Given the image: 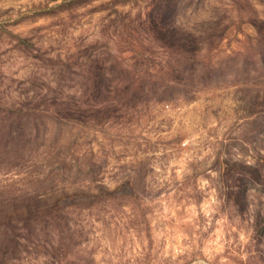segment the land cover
I'll return each instance as SVG.
<instances>
[{"label":"rangeland","instance_id":"obj_1","mask_svg":"<svg viewBox=\"0 0 264 264\" xmlns=\"http://www.w3.org/2000/svg\"><path fill=\"white\" fill-rule=\"evenodd\" d=\"M0 264H264V0H0Z\"/></svg>","mask_w":264,"mask_h":264}]
</instances>
